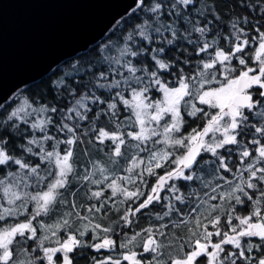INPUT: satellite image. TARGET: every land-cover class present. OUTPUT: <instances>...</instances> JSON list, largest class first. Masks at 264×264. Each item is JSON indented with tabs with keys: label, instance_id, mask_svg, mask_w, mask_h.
I'll return each mask as SVG.
<instances>
[{
	"label": "snow or ice",
	"instance_id": "6c2138e0",
	"mask_svg": "<svg viewBox=\"0 0 264 264\" xmlns=\"http://www.w3.org/2000/svg\"><path fill=\"white\" fill-rule=\"evenodd\" d=\"M244 7L258 15L251 21L242 17L231 23L229 35L221 37L229 45L225 51L216 38L219 29L208 19L212 15L219 22L220 17L206 4L198 0H135L134 15L123 29L127 33L122 37L124 46L117 56L106 57L105 63L87 74L91 79L78 85L79 95L66 89L72 97L66 111L46 104L33 108L25 101L0 121V166H4L0 168V221L17 220L0 228V264H19L14 257L24 245L28 264H73L72 254L78 249L91 247L99 252L115 248L116 241L107 236L101 243L84 240L87 225L74 228L76 221L72 217L88 221L89 216L102 212L105 202L117 193L124 197L121 203L135 204L134 208H126L121 217L127 225L132 224L136 214H146L145 210L151 212L156 205H162L167 211L157 213L158 220L173 213L177 217L187 215L194 219L195 227L204 229L203 233L191 234L197 238L180 245L189 250L181 258L171 259V264H236L237 260L264 264V0L245 3ZM193 12L197 19L191 18ZM249 30L254 35L250 36ZM176 52L179 55H172ZM233 60L242 67L232 66ZM221 76L223 79H219ZM157 93H163L162 100L152 99L151 94ZM90 105L97 111L93 112ZM121 108L125 109L123 116ZM57 113L53 119L52 114ZM89 113L94 118L106 115L114 122L115 131L100 129L97 139H107L115 145L109 157L114 165L119 164L117 158L125 162L131 159V167L124 169L130 175L106 184L112 190L111 196L105 197V190L90 192L89 200L104 198L99 207L82 209L75 202L80 183L98 186L110 180L104 175L107 169L95 164L93 169L102 179H95V171L88 169L81 175L73 161L72 146L82 143L77 133H83L80 122L87 121ZM185 117L203 123L194 128ZM21 124L26 127L21 128ZM129 127L139 130H121ZM51 129L70 134L71 138L60 139L50 134ZM125 136L130 140L126 141ZM10 137L12 143L22 141L18 145L19 157L9 150ZM61 144L65 145L63 151ZM122 146L134 150L135 158L122 152ZM13 166L15 170L9 171ZM149 178H154L153 183H148ZM124 182L132 185V190L124 187ZM161 192L168 195L161 196ZM200 192L206 199L197 204ZM237 206L250 209L249 214H237ZM64 207L68 211L61 213L54 224L43 222V217L57 214ZM78 209L89 216H82ZM20 216H24L23 221ZM222 217L232 235L221 230ZM233 219L239 224H233ZM182 224H186L183 219L172 221L174 228ZM209 225L216 231H208ZM167 228L162 224L159 229L144 230L148 236L140 246L148 257L138 259V253L130 250L123 260L161 264L164 241L155 237L167 240ZM99 229L100 224L92 227L93 232ZM103 231L111 233L114 229L105 227ZM48 233L56 238V247L45 246L50 240ZM213 236L221 239L212 243ZM244 238H249L246 246ZM252 238L259 242L254 243ZM135 239L133 235L127 243ZM127 243L120 247H127ZM223 245H233L239 251H226ZM254 250L260 253L258 258L251 255ZM109 262L121 264L111 257L94 258V264Z\"/></svg>",
	"mask_w": 264,
	"mask_h": 264
},
{
	"label": "trees",
	"instance_id": "16d2710c",
	"mask_svg": "<svg viewBox=\"0 0 264 264\" xmlns=\"http://www.w3.org/2000/svg\"><path fill=\"white\" fill-rule=\"evenodd\" d=\"M198 3L201 5H207L209 8H211L215 15H218L220 17L219 22H217L215 19H213L212 15L208 16L209 20H212V23L216 25V28L219 29V35L216 37L219 39L220 47H223L225 51H227V48L229 45L227 42L222 39L221 37H227L229 35V28L233 21L240 20L242 17H247L250 21L254 19L258 15L256 12H251L247 10L244 7V4H258L260 3V0H198ZM135 6L125 15L120 17L114 25L109 29V31L97 42L91 44L87 49L82 50L78 53H76L73 56H70L68 58H65L62 60L59 64H57L55 67H53L48 73L43 75L41 78L32 81L22 87H20L16 92H14L7 101L3 102L0 105V121L5 120L7 116L11 114L12 111L19 108L20 106L24 105L25 101L28 102L33 108H39L42 105H48L56 106L59 109L63 108L65 111L67 110V107L71 106L70 101L72 100V97L69 95L67 88H71L76 91L77 95H79L81 89L78 87V85L85 83L87 80L91 79L88 73L94 72L97 70V68L105 63L106 57H115L118 55L119 49L122 48L123 41L122 37L126 35V32H123V29L125 27V22L130 20L133 15V9ZM140 15H143L141 13ZM191 18L197 19L196 13L193 12ZM201 24L203 23V19L200 20ZM211 27V25H209ZM246 29L248 26H245ZM131 31V29H129ZM215 31V29H213ZM249 35H254V32L249 30ZM209 38H212V34H209ZM184 47V45H181ZM192 49L188 47V52H191ZM211 51V50H210ZM172 55H179L178 52L172 53ZM214 55V53H212ZM183 59V57H181ZM205 59H208L207 56H205ZM232 66L234 67H242L238 66V62L236 60L232 61ZM217 67H220L219 65ZM219 79H223V77H219ZM62 82V83H60ZM212 87H216L218 85L213 84ZM84 91H87V89H84ZM62 94V95H61ZM99 95V92L96 93ZM152 98H158L160 96V93L157 94H151ZM103 98V97H102ZM199 106V105H198ZM90 107H93L90 105ZM99 108H103L104 105L98 106ZM31 111V109H29ZM97 111V107H93V112ZM122 116L125 113V109L121 108ZM53 119H56L58 116L57 114H52ZM89 119L87 121L80 122V129H83V133H81L78 130V135L80 136L82 143L77 142L75 145L72 146L73 148V161L76 164L77 170L80 172L81 175H83L85 169L89 168L88 163V156L87 153L90 152L96 157L100 158H106V162L103 159V163H108L109 168L104 167L107 169L106 173L104 175H107L111 178L113 176H118L119 173H123L126 175H130L128 172H126L124 169L127 168V162H125L124 159L117 158L119 160L118 165L112 164L111 166V160L110 154L112 151L113 144L110 140H105L101 142L97 139L98 130L104 128L110 132L115 131V124L114 122L106 115H99L98 118H94L92 113H89ZM33 119L35 116L32 117ZM188 124H191L192 127L198 128L203 121L194 120L191 117H185ZM91 121V123H89ZM187 126V125H186ZM21 128H25L26 126L21 124ZM92 129H96L97 131H92ZM130 129H133L131 127L129 128H122V131H129ZM191 129H189L190 131ZM86 133V134H84ZM50 134H56L58 138L65 139V138H71L70 134L65 133H55L54 129L50 130ZM36 135H39V133H36ZM125 140H130L129 137L125 136ZM10 141V152H12L16 156H20V152L18 150V145L22 143L20 140H16L15 143H12L11 137L9 138ZM65 148V145H60V150L63 151ZM122 152H125V154L131 158L134 156V150L126 149L124 146H122ZM143 155V154H141ZM130 160V159H129ZM102 161V160H101ZM109 161V162H108ZM79 164H82V168L80 170ZM4 166H0V168H3ZM9 171H14L15 166L8 169ZM97 179H102L101 174L97 173ZM154 178H149L148 183L151 184L153 182ZM106 181L105 183H102L100 185H92L88 184L86 182H78L80 183V187L76 189L77 195L75 198V202L78 205L82 206V209H86L90 205H96L100 206L102 202H104V198H100V200H97L96 198H93L91 200L88 199V195H90L91 191L96 190H105V197L111 196V190L106 188V184L109 182ZM35 185H33V188L35 189ZM75 189V186H74ZM147 189H145V193L147 194ZM181 191H185L184 189H181ZM83 192V194H82ZM33 194H35L33 192ZM161 196L168 195L166 192H161ZM200 197L203 198L204 194L203 192L199 193ZM167 201H165L166 203ZM200 201H197L198 203ZM124 207L120 206L117 207L116 203L114 202V198L110 201L105 202L104 210L100 213H96L93 215L95 218V223H89V221H83V223H80V221H76L77 218L75 216L72 217L74 221H76L73 224L74 228H83V226L86 224L88 227V235L83 237L84 240L88 241L91 244L97 243L99 241H102V239L107 236L113 240L116 241L115 248L112 249H100L99 252H97L94 248L91 247H85L78 249L77 253H73V264H94V258L95 260H104L105 256L111 255V252L114 254L112 255L114 258L118 257L119 254L123 251L130 252L131 251H140V255H138V258L148 257L149 254L144 253L141 245V242L146 240L148 233L144 230L152 227L154 230L159 229L162 224H167L168 228L164 231L166 232V235L168 237L167 240L164 239V237H160L159 235L156 236L158 240L164 241V247L161 249V251L164 253L163 256L159 257L161 260V264H171V259H174L175 256L182 257L185 251H188L189 249L187 247L181 248L183 251L182 254L180 253H173L172 245L169 244L172 239L174 242L179 245L182 243L188 241L190 238L195 239L197 237L192 236L191 237V231L192 226L188 225L190 222L189 220L186 221V224H182L180 227H173L172 221H177L180 219H183L184 221L188 218L187 215L183 217H177L175 213H173L169 217H164L162 220H158L156 218L157 213L162 214L164 211H167V208L163 207L162 205H156L151 212H147L145 210L146 214H136L135 217L132 218L133 222L130 225H127L124 223V221L121 219V217L124 214L125 207L131 204V207H135V204L132 201H128L126 203H123ZM177 207H182V205L177 204ZM29 211L32 210V205H28ZM117 208L119 211H117ZM80 210V209H79ZM68 208L64 207L59 210V213L53 214L50 216L43 217V222L45 224H54L56 219L59 218V215L63 212H67ZM81 215L85 216L86 211L80 210ZM250 209L248 208H241L240 206H237V214H246ZM215 215V213H212ZM194 216V214H193ZM24 216H20L19 220L23 221ZM17 220L15 218H9L8 221H0V228L7 227L10 223H15ZM203 222H207L206 220H203ZM233 224H238V221L233 219ZM95 224H100L101 229L97 230L96 232L92 231V227ZM123 225V227H121ZM221 225H222V231H230V227L227 226L226 220L222 217L221 219ZM105 227H111L114 229L111 233H105L103 231V228ZM183 227V228H182ZM202 229V228H201ZM50 236V233H48ZM61 237L64 236V233H59ZM133 235L136 236V239L132 241L131 243H127L130 237ZM99 237V238H94ZM182 238V239H181ZM55 237L50 236V240L45 242V246H54L55 244ZM249 238H244L242 240V243L246 246V241ZM252 241L254 243H258V238H252ZM173 242V241H172ZM29 244L32 242L29 241ZM121 243H127V247H120ZM23 247H27V245H24ZM23 247H21L18 252L15 254V259L19 262V264H28L29 261V254L24 252ZM32 248H35V245H32ZM225 250L229 252H236L239 251L236 249L233 245H225ZM31 251V250H30ZM143 252V253H142ZM177 254V255H176ZM247 254V253H246ZM259 251L254 250L251 254L254 257H259ZM60 255L59 253L57 254ZM125 263V261L123 262ZM110 264V262H109ZM236 264H245L243 260H237Z\"/></svg>",
	"mask_w": 264,
	"mask_h": 264
},
{
	"label": "water",
	"instance_id": "95a60500",
	"mask_svg": "<svg viewBox=\"0 0 264 264\" xmlns=\"http://www.w3.org/2000/svg\"><path fill=\"white\" fill-rule=\"evenodd\" d=\"M135 0H0V105L100 40Z\"/></svg>",
	"mask_w": 264,
	"mask_h": 264
},
{
	"label": "rangeland",
	"instance_id": "374dc122",
	"mask_svg": "<svg viewBox=\"0 0 264 264\" xmlns=\"http://www.w3.org/2000/svg\"><path fill=\"white\" fill-rule=\"evenodd\" d=\"M153 100H162L163 99V93H160V96L158 97V98H152ZM103 130H105V131H108V130H106V129H104V128H102ZM139 129H138V127L137 128H133V129H130L129 131H138ZM108 132H110V131H108ZM111 133V132H110ZM97 136H98V134H97ZM99 140V139H98ZM105 140H107V139H105ZM105 140H103V141H105ZM101 141V140H100ZM111 143L113 144V142L111 141ZM114 144H113V146H112V148H114ZM87 156H88V158H87V160H88V163H89V172H93V171H95V176H94V178L95 179H97L98 177H97V173L99 172L98 170H94L93 169V165L95 164V165H98L99 167H107V168H109V164L108 163H103V159H104V161L106 162L107 160H106V158H100V157H96V156H94L93 154H91L90 152H88L87 153ZM133 158H135V155L133 156ZM102 160V161H101ZM109 161H110V159H108ZM108 161V162H109ZM112 164H113V162H111V166H112ZM79 167H80V170H81V168H82V164H79ZM126 167H131V159L130 160H128V163H127V166ZM139 169H137L136 171H138ZM122 176H125V174H123L122 172L121 173H119V175L118 176H113L111 179H116L117 177H122ZM154 181V180H153ZM110 182V181H109ZM153 183V182H152ZM124 187H127L129 190H132V185H129L127 182H124V185H123ZM111 190V189H110ZM112 191V190H111ZM82 194H83V192H82ZM161 194V193H160ZM114 198V202L116 203V206L117 207H120V206H122V207H124V204L123 203H121V201H123L124 200V197L121 195V194H119V193H117V195L115 196V197H113ZM204 199H206V197L205 196H203V198H201V200H200V202H202ZM200 202H198L197 204H199ZM210 203H215V202H213V201H211ZM217 203V202H216ZM128 207H131V204H129L128 206H126L125 207V209L126 208H128ZM205 208L207 207V205H205L204 206ZM79 210V209H78ZM202 211H203V209H202ZM249 212L250 211H248L246 214H240V213H238L239 215H241V216H244V215H248L249 214ZM208 213H206V215H207ZM195 215H198L197 213H194V216ZM213 215V214H212ZM85 216H89V213L88 212H86L85 213ZM191 218V217H190ZM202 220H203V218H201ZM187 220H189V217L185 220V222L187 221ZM76 221H80V223H83V221H81V220H76ZM89 223H95V218L93 217V216H89ZM238 221V220H237ZM205 223H207V222H205ZM238 224H239V221H238ZM49 225H52V224H49ZM188 225H190V226H192L191 228H192V231H191V234L192 233H203V231H204V229L202 228H197V227H195V221H194V219H190V222H189V224ZM183 228V227H182ZM208 231H212V232H215L216 231V228H214L212 225H209L208 226ZM229 234L230 235H232V233H231V231H229ZM50 236H51V234H50ZM191 237H192V235H191ZM156 238V237H155ZM157 239V238H156ZM221 239V237H217V236H213L212 238H211V242L212 243H216V242H219V240ZM173 241V242H172ZM172 241H170L169 242V244H171L172 245V243H173V245H172V250H173V253H180V254H182L183 253V251L181 250V246L177 243H175L174 242V240L172 239ZM102 241H99V242H97V243H101ZM95 244V243H94ZM57 245H54V246H51V247H56ZM223 247L225 248V245H223ZM112 250H113V248H111ZM210 251L212 250L211 248L209 249ZM135 252H137L138 253V255H140V251H135ZM143 253V252H142ZM114 253L113 252H111V255H108V256H105L104 257V260L105 259H107L108 257H111V259L112 260H119L120 262H121V264H131V262L130 261H125V260H123V256L124 255H127V254H129V252H127V251H123V252H121V254H119V256L118 257H113L112 255H113ZM177 255V254H176ZM137 258H138V256H137ZM175 258H181L180 256H175ZM174 258V259H175ZM138 259H140V258H138ZM125 261V263H123Z\"/></svg>",
	"mask_w": 264,
	"mask_h": 264
},
{
	"label": "flooded vegetation",
	"instance_id": "af4514ba",
	"mask_svg": "<svg viewBox=\"0 0 264 264\" xmlns=\"http://www.w3.org/2000/svg\"><path fill=\"white\" fill-rule=\"evenodd\" d=\"M248 139H250V137H249ZM220 151H223V150H220ZM207 155H208L209 158H211V154H207ZM235 159H236V157L234 156V157H233V160H235ZM229 178L231 179L232 177H229ZM213 202L216 203V201H213Z\"/></svg>",
	"mask_w": 264,
	"mask_h": 264
}]
</instances>
